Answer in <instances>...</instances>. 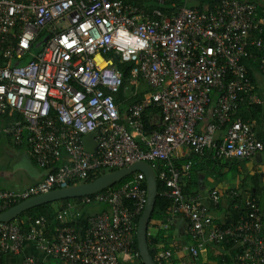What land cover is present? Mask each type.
<instances>
[{
  "label": "built area",
  "instance_id": "obj_1",
  "mask_svg": "<svg viewBox=\"0 0 264 264\" xmlns=\"http://www.w3.org/2000/svg\"><path fill=\"white\" fill-rule=\"evenodd\" d=\"M187 1L0 0V135L25 143L46 170L21 192L0 190V214L101 172L157 163L160 197L169 202L163 225L185 220L195 242L189 256L207 244H234L233 264H264L257 197H245L246 212L235 225L210 227L207 204L216 206L221 197L185 195L191 162L175 166L179 149L216 161H247L263 150L254 124L238 109L241 102L260 103L244 61L257 64L264 80V15L240 0H217L203 12ZM115 61L130 66L127 81ZM138 83L148 93L121 115ZM152 110L148 124L157 129L147 133L143 115ZM88 134L94 154L83 150ZM143 180L136 173L128 183L66 203L54 227L44 216L0 222V264L17 257L16 264H133L136 221L147 200ZM89 207L102 210L83 212ZM172 256L163 252L158 264H170Z\"/></svg>",
  "mask_w": 264,
  "mask_h": 264
},
{
  "label": "crops",
  "instance_id": "obj_2",
  "mask_svg": "<svg viewBox=\"0 0 264 264\" xmlns=\"http://www.w3.org/2000/svg\"><path fill=\"white\" fill-rule=\"evenodd\" d=\"M254 3L264 11V0H240ZM209 4V3H208ZM208 6H206L207 9ZM254 93L259 98L260 110L253 116L245 111H240L239 116L246 119L255 126L256 137L259 141L264 142V80L258 71L253 72L251 79ZM141 85V86H140ZM141 87V90H140ZM148 93V88L138 83L137 95ZM120 110V107H119ZM125 114V108L123 115ZM210 120L209 113L206 115L205 122ZM204 122V123H205ZM204 123L200 125L203 130ZM223 131L216 134V139L220 140ZM176 159L192 161L196 170L184 178L183 187L186 195L193 196L196 192L206 193L215 191L221 197L218 205L207 204V224L210 227L219 226L224 223L227 215L230 213L233 203V197L230 192H237L239 196L250 195V191H264V148L263 150L247 161H226V163L217 164L209 168L208 157H194L187 149H179L176 152ZM230 164L226 166L228 163ZM234 163V164H233ZM238 164V165H237ZM236 165V166H235ZM46 174V170L37 166L25 144L17 145L10 138L0 136V190H10L21 192L28 187L36 184ZM210 174L214 178L210 177ZM252 177L248 181V177ZM219 177V180L216 179ZM248 191V194H247ZM241 194V195H240ZM244 197V200H245ZM237 204L233 205V209ZM101 207L90 210V213L101 211ZM86 213V212H85ZM164 215L160 219L152 220L147 229V235L152 239H158L157 248L172 252V262L176 264H232V257L235 252L234 248L225 246H215L207 244L199 251L196 258L189 256L186 251L195 245V242L189 237L187 224L183 218H177L172 225L166 227L163 225ZM81 227L83 219L77 222ZM31 252V250H29ZM36 258V257H35ZM8 259V258H7ZM40 259V258H37ZM19 261H14L15 264ZM5 264H11L9 259Z\"/></svg>",
  "mask_w": 264,
  "mask_h": 264
},
{
  "label": "trees",
  "instance_id": "obj_3",
  "mask_svg": "<svg viewBox=\"0 0 264 264\" xmlns=\"http://www.w3.org/2000/svg\"><path fill=\"white\" fill-rule=\"evenodd\" d=\"M133 1L136 4L140 5V4H142L143 0H133ZM216 1L217 0H215L214 2H210L208 7H207V9L208 10L211 9L213 3H215ZM181 4L182 3H179V5H181ZM197 9L199 11H201V12L204 11L203 6H199V7H197ZM161 10H162V12H166L168 9L166 7H163ZM257 12L261 16L264 15V11L260 10L259 6H257ZM115 64L118 67V69H120V71L123 72L124 81H127L129 79V77H130V66L127 65V64H120L117 61H115ZM244 64L247 67L248 74H249L250 78L252 79L253 72L254 71H258L259 72L258 65L255 64L252 61H247V60L244 61ZM144 95H145V93H142V94H139L138 96H136L135 98H133V99L127 101V102H122L121 105H120V113H121V115H123V111H124V108L126 106H128L130 104H133V103L140 102L143 99ZM116 98H117L118 102L122 101V97L120 95H118ZM242 108H244L245 111H248V113H250L253 116V114H255V112L260 110L261 106H260V104H258V105H255V106H252V107L248 108L245 102H241L239 104L238 115L240 114V111L242 110ZM151 114H156V111H154V110L146 111L144 113V115H143V120H144V123H145V131L147 133H150L151 131L157 129L156 127L149 126V124H148V118H149V115H151ZM243 120L246 121V119H243ZM262 143L264 145V142H262ZM23 144H25V143H23ZM192 155L194 157H199V156H196L194 154H192ZM210 156H211L210 153H206L204 156H200V157H208V159H209L208 162H209V168L210 169H212V167L217 165V164L224 163V161H234V162L239 161V160L216 161V160H213ZM187 162L188 161H186V160H180V161L176 160L175 161V166L178 167L179 169H182L183 165L186 164ZM189 162H191L190 173H189V175H191L196 170V167L192 164V161L189 160ZM229 164H230V162H228V164L226 166H228ZM151 167H152L153 171L155 172V174L157 175L160 166L157 163H151ZM105 173L106 172H101L100 174H98L95 177H90L89 179H87L85 181V183L91 182V181L97 179L98 177H100L101 175H103ZM135 175L136 174H133L132 176H129L125 180H123L120 183H117L116 185H114L112 188L121 186V185H123L125 183H128V182L132 181V179H133V177ZM183 181H184V179H183ZM142 187L146 188V184H145L144 180H143V183H142ZM182 188H183L184 194L186 195L185 188L184 187H182ZM160 191H161V186H160L159 181L157 180V197H156V201H155L154 211H153V213L151 215L149 223L152 220H154V219H160L161 215H164L166 213L168 207H169V202L166 199L160 197ZM196 193H198V192H196ZM247 194H248V191H247ZM249 196L257 197L259 206L261 207V209H264V191L263 192L258 191V190L253 191V192L250 191V195ZM244 197L241 195L239 197L233 198L234 201L232 203V208L230 210V213L227 215L224 223L219 225L218 227L226 228V227L235 225L238 222L239 218L245 214L246 211L244 209V207H245L244 206L245 205L244 204ZM76 201H78V199L64 200V201H61V202H54V203H51V204L39 206L37 208H34V209L30 210V211H27V212L21 214L17 218V220L20 221L21 219L25 218L26 216H33L35 218L36 217H40V216H44L47 219V222H48L49 226L54 227L57 224V221H56L57 212L60 211L62 209V207L65 206L66 203H68V202H76ZM234 204H237V205H236V208L233 209V205ZM53 205H57V208L55 209L53 207ZM137 222H138V219H137L136 223ZM147 243H148V249H149L150 255L152 256V258L155 261V263L158 264L159 255L162 254L163 252L168 251V250H163V249L157 248V245L159 243L158 239H152L148 235H147ZM215 246H221V245H215ZM222 246H225L227 248H234L235 249V252H234L233 257H232V264H233L234 255L237 253V249L235 248L234 244H226V245H222ZM133 248H134L133 252L136 255V257H135V259L133 261V264H142V262H141V260L139 258V255H138L136 238L134 239ZM170 264H176V262H172Z\"/></svg>",
  "mask_w": 264,
  "mask_h": 264
},
{
  "label": "water",
  "instance_id": "obj_4",
  "mask_svg": "<svg viewBox=\"0 0 264 264\" xmlns=\"http://www.w3.org/2000/svg\"><path fill=\"white\" fill-rule=\"evenodd\" d=\"M82 146L85 153H95L96 143L93 139L92 134L85 135L82 138ZM136 173H140L144 177L147 192L146 205L143 213L138 219L136 227V244L138 255L142 264H156L148 249L147 229L149 220L154 211L155 201L157 197V181L151 165L144 162L134 163L129 165L128 167L105 173L91 182L70 186L65 189L55 190L48 194L36 196L29 200L23 201L11 207L7 211L1 213L0 222L8 223L14 221L21 214L39 206L51 204L54 202H61L64 200L79 199L104 191Z\"/></svg>",
  "mask_w": 264,
  "mask_h": 264
},
{
  "label": "rangeland",
  "instance_id": "obj_5",
  "mask_svg": "<svg viewBox=\"0 0 264 264\" xmlns=\"http://www.w3.org/2000/svg\"><path fill=\"white\" fill-rule=\"evenodd\" d=\"M213 0H188L187 2H186V4H185V6L187 7V8H197V7H199V6H203V8H206V6H208L209 4L208 3H210V2H212ZM204 10H206V9H204ZM34 52H38V50H34ZM142 85H144V84H142ZM141 86V85H140ZM145 86V85H144ZM147 88V87H146ZM140 90H141V87H140ZM224 163H226V161H224ZM228 163V162H227ZM234 164V163H233ZM238 165V164H237ZM236 166V165H235ZM212 176H215V175H213V174H210V177H212ZM212 179H213V181H214V178L212 177ZM217 181L219 180V177L216 179ZM252 180V178H251V176L250 177H248V181H251ZM53 207L56 209L57 208V205H53ZM94 208H98V207H89V208H84L83 209V212H90V210H93ZM28 254H30V255H32V256H34V257H36V258H42V256L40 255V254H38V253H36V252H34V251H31V252H29ZM9 259V262H11V264H15V262L14 261H17V259H18V257L17 258H13V259H10V258H8ZM8 259H6V261L8 260Z\"/></svg>",
  "mask_w": 264,
  "mask_h": 264
}]
</instances>
